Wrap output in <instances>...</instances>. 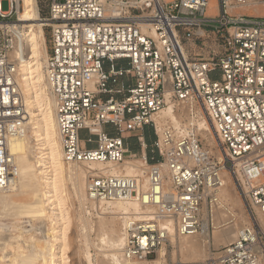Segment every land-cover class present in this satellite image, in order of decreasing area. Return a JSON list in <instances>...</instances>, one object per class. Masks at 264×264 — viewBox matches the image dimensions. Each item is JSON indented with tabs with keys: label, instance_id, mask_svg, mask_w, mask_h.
I'll use <instances>...</instances> for the list:
<instances>
[{
	"label": "built area",
	"instance_id": "obj_1",
	"mask_svg": "<svg viewBox=\"0 0 264 264\" xmlns=\"http://www.w3.org/2000/svg\"><path fill=\"white\" fill-rule=\"evenodd\" d=\"M209 1L46 0L44 76L63 162L121 165L135 158L126 156L125 135L150 127L156 138L157 158L140 159L145 179L95 171L86 178V195L98 208L137 202L138 211L122 219L121 254L132 263L150 260L174 235L198 234L205 209L214 223L223 210L227 171L251 223L208 264H264V231L257 222L264 215V17L242 14L247 0H216L215 12L208 13ZM17 7V0H0V192L17 178L7 144L24 123L12 56ZM214 72L217 79L209 77ZM124 77L128 87L109 88ZM188 101L213 131L221 161L189 122L155 124L169 102ZM137 140L146 148L141 134Z\"/></svg>",
	"mask_w": 264,
	"mask_h": 264
},
{
	"label": "bare ground",
	"instance_id": "obj_2",
	"mask_svg": "<svg viewBox=\"0 0 264 264\" xmlns=\"http://www.w3.org/2000/svg\"><path fill=\"white\" fill-rule=\"evenodd\" d=\"M17 2V17L11 25L14 26L18 39L12 56L16 62L15 80L21 94L24 123L18 134L10 138L7 144V154L17 169V178L9 190L0 192V264L70 263L67 256L70 249L68 233L71 225L67 209L69 189L78 204V237L84 241L82 254L87 264H91V247L101 254L104 261L111 264H163L160 260L165 254L164 247L157 250V259L153 261L132 263L122 257L121 247L124 241L115 223L124 219L130 212L138 211L135 200L112 201L106 203L105 208L100 207L103 209L96 225L99 232L97 244H90L88 233L92 227L85 214L89 207L96 211L98 207L93 205L86 195L87 174L95 171L110 175L140 176L145 179L144 164L142 161L126 160L121 165L92 163L78 167L63 162L55 121V102L44 76L48 55L37 0ZM246 3L240 11H248L249 15L255 17L264 16V11L261 13V5L256 0H247ZM215 9L216 0H210L208 13H214ZM141 28L144 30V26ZM189 102L192 101L184 105L185 109L189 108L191 112L193 104L190 105ZM175 107V104L169 102L168 107L154 117L155 124L158 127L163 124L178 127L180 122ZM196 115V121L193 120L190 124L211 144L213 139L209 124L197 109ZM221 160L218 155V161ZM225 172L227 171L223 172L224 187L221 191L229 185V177ZM220 196L223 210L219 214L226 215V218L219 221V231L216 233H219L220 239L227 245L234 240L237 230L243 226L238 222L239 217L224 203L223 198L227 195ZM21 212L27 219L28 224L25 227L19 221ZM105 212H109L108 216ZM4 220L7 224L2 222ZM202 220L200 234L191 239L177 235L170 238L182 256H186L191 262L197 258L202 244L205 245L209 237L210 221L206 209ZM257 222L264 231V215H257ZM6 232L9 234L6 235ZM170 232L173 233L172 228Z\"/></svg>",
	"mask_w": 264,
	"mask_h": 264
},
{
	"label": "rangeland",
	"instance_id": "obj_3",
	"mask_svg": "<svg viewBox=\"0 0 264 264\" xmlns=\"http://www.w3.org/2000/svg\"><path fill=\"white\" fill-rule=\"evenodd\" d=\"M37 5H38L40 17L42 19L47 12L46 0H37ZM259 9H260L261 13H263L264 6H261ZM2 10L8 11V4L6 2H4L2 4ZM240 12L244 15L251 16V15H249L248 11H240ZM16 17L17 16L15 15L12 20H15ZM252 17H255V16H252ZM259 17H261V16H256V18H259ZM262 17H264V16H262ZM43 31H44L46 48H47V52H48V48H49L48 47V37H47L48 31L46 29H43ZM117 67H118V65H117ZM209 77L211 79H217L218 78V72H214V73L210 74ZM185 106L186 105L177 106L174 108V109H177V110H175V112H176V115L178 116V121L179 122H185V123H187V122L191 123V121H193V120L196 121L197 115H196V118L194 117L196 110L191 109V112H190L189 108L185 109ZM163 125H165V124H163ZM209 128H210V126H209ZM199 134L200 133H197L199 140L201 141V144L204 146V148L210 154H212L218 160V155H220V154H219V150L217 148V142L215 140V135H214L213 131L211 130V136L213 139L212 140L213 143L211 142L212 145L210 144V141L206 137H203V135H199ZM81 139L86 140L87 134L82 133ZM207 142H209V143H207ZM140 159H141V156H140V151H139L138 155L129 161L140 162ZM77 166L80 167L82 165H77ZM225 173L229 177V185L227 186V188H225V190L221 191L222 195H227L226 197L223 198L224 203L226 205H228L229 208L231 209V211H233V213L239 217L238 222L241 226L249 225V223L251 221L249 218V209L246 205V202L244 201V198L242 197L241 193L238 191L236 186H234V183H233L232 178L229 175V173L228 172H225ZM68 198H69V200H68L69 206H67V209H68V214H69V217L71 220V225H70V229H69V233H68L69 240H70V249L67 253V256L69 257V260H70L69 264H87L86 260L83 258L84 257L83 254H82V252L84 251V246H83L84 241L82 238L78 237L79 227H80V220H79L80 215L78 212V204H77L76 198L73 196L70 189H69V197ZM103 207L105 208L106 206H103ZM102 209L98 208V211H96L94 208L89 207L86 211L87 214H85V217H87L89 219V224L92 227L88 233V239L90 241V244H94V245L97 244L96 239H97L99 232H98V230H96V225H97L98 217L102 216V215H100V213H102ZM109 212H105L107 216H108L107 213H109ZM224 217L226 218V215L218 214L214 223L209 222V227H208L209 232L208 233H209L210 238L208 237L207 243L205 245L202 244V247L200 248V250L197 254V258L195 260H193L192 262L187 260L186 256H182V254L179 251V249L177 248V246L173 245L172 241L169 240L165 244V246H163L165 249V252H164L165 254L160 261L163 262V264H208L209 260H215L219 256L222 248L225 246L224 240L220 239L219 233H216L217 231H219V228H217L218 223H219V221L224 220L225 219ZM19 221L23 223L22 224L23 227H25L28 224L27 219H26L23 212H21V216L19 218ZM2 222L7 224V222L5 220ZM115 226H116L117 230L119 231V235L122 234V229H121L122 228L121 227L122 226V220L116 221ZM7 233L8 232H6V235L9 234V233L8 234ZM200 233H201V230L198 232V234H200ZM187 239H191V237H189ZM89 251H90V256H91V259H90L91 264H111V263H108L107 261H104L101 254L99 255L93 247H91ZM156 255H157V253L152 258H150V260H148V261H153V260L157 259Z\"/></svg>",
	"mask_w": 264,
	"mask_h": 264
},
{
	"label": "crops",
	"instance_id": "obj_4",
	"mask_svg": "<svg viewBox=\"0 0 264 264\" xmlns=\"http://www.w3.org/2000/svg\"><path fill=\"white\" fill-rule=\"evenodd\" d=\"M119 68H122L125 66L124 62H118L117 63ZM130 85L129 78H120L117 80V83L112 84L111 82L109 83V88L112 90H118L121 87H128ZM123 95H113V98L115 99H121ZM108 96H102V99L105 100L107 99ZM107 130H110V128H107ZM142 135L144 137V143L146 145V148H142L140 144L138 143L137 138L139 135ZM155 135L153 133L152 128L150 127H145L143 130L139 133H132V134H127L124 136V143L127 151V158L129 156H137L138 152L140 151V156H146L148 158V161L151 162V158L156 159V153L154 152L152 145L155 141Z\"/></svg>",
	"mask_w": 264,
	"mask_h": 264
}]
</instances>
